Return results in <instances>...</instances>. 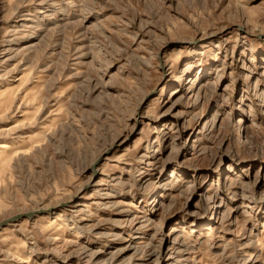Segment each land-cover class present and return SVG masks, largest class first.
Returning <instances> with one entry per match:
<instances>
[{
  "label": "rangeland",
  "instance_id": "374dc122",
  "mask_svg": "<svg viewBox=\"0 0 264 264\" xmlns=\"http://www.w3.org/2000/svg\"><path fill=\"white\" fill-rule=\"evenodd\" d=\"M10 86L0 264H264V0H0Z\"/></svg>",
  "mask_w": 264,
  "mask_h": 264
},
{
  "label": "bare ground",
  "instance_id": "6f19581e",
  "mask_svg": "<svg viewBox=\"0 0 264 264\" xmlns=\"http://www.w3.org/2000/svg\"><path fill=\"white\" fill-rule=\"evenodd\" d=\"M27 14H28V12H27ZM22 15H23V14H22ZM13 32L16 33L17 30H16V29H13ZM16 41H18V38H16ZM185 70H186V69H185ZM21 82H22V81H21ZM36 84H40L39 81H37ZM14 88H15L14 86H12V87L10 86V88H7V89L4 90V91H0V97L3 96L5 99L10 98V97H11V96H10L11 93L14 92ZM8 93H9L10 95H9ZM3 97H2V98H3ZM4 98H3V99H4ZM29 114H31V112H30V113L28 112V115H29ZM28 115H26V116L24 117V119H26V117H27ZM20 120H21V119H20ZM0 146H3V147H4L5 145H0ZM110 148H111V146H110ZM107 150H108V149H107ZM38 210H40V209H38ZM32 215H33V214H32ZM139 229L141 230L142 228H139ZM165 242H167V240L164 239L162 243H165ZM160 247H161V246H160ZM161 249H162V248H159V250L157 249L159 253H161ZM155 250H156V249H155ZM155 250H151V251L148 253L149 256L153 255V252H155ZM161 258H162V257L159 255L156 264H160V263H161ZM138 264H139V263H138ZM162 264H171V263L163 260V263H162Z\"/></svg>",
  "mask_w": 264,
  "mask_h": 264
}]
</instances>
